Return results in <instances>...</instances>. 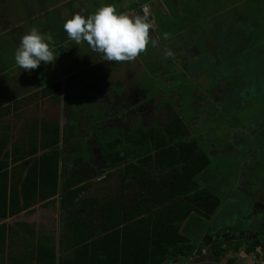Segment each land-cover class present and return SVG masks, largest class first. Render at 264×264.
Returning a JSON list of instances; mask_svg holds the SVG:
<instances>
[{
    "label": "flooded vegetation",
    "instance_id": "flooded-vegetation-1",
    "mask_svg": "<svg viewBox=\"0 0 264 264\" xmlns=\"http://www.w3.org/2000/svg\"><path fill=\"white\" fill-rule=\"evenodd\" d=\"M148 2L149 20L153 25L150 36L155 44L149 43L134 60L105 62L102 54L98 53L91 57L94 59L92 64L74 65L72 71L55 84L45 86L33 82L32 70L19 74L21 70L18 68H15L16 81L5 82L2 79L0 84L6 100L3 106L11 103L14 112L30 108L27 103L32 99L28 98L33 96L43 100L45 107L56 108L57 117L41 119L61 124L62 139L58 148L63 170L81 178L79 182L68 184V191H63L68 194L74 188L88 185L77 204L69 208L79 210L76 214L78 219L88 222L92 231H103L111 223L112 204L148 216L175 203L178 198L174 197L176 192L186 186L187 176L183 174L185 160H192L197 149L209 157L217 152L212 142L215 135L209 121L202 118V110L213 107L214 110L240 116L237 113L244 107L240 95L243 91L253 104L259 106V110H264V61L249 62L251 57L244 59L248 52L257 49L259 56L264 53V0ZM182 19L190 23L186 24ZM167 20H174L175 24L180 20L187 27L180 25L177 29L171 23L170 27L175 31L169 34ZM197 27L207 30L196 38L204 48H197L193 41L179 43V36L189 30L195 31ZM164 34L171 35L167 37L174 41L165 45L162 41ZM227 35L230 37L225 39V46L223 41ZM6 43L9 45L8 41ZM168 52L171 55H167ZM236 55L240 59H232ZM205 56L210 58V66H197L196 61ZM252 65L257 75L254 82L251 78L254 74L249 75V81L246 80V69ZM219 67L227 70L220 73V79L214 70ZM209 72H215V76L209 78ZM237 72H240L238 79L247 81L240 83L239 93L226 88L227 80L224 79L235 78ZM173 73L187 74V81L176 83ZM144 74L148 76L144 78ZM200 75L205 76V97L195 90ZM191 76L197 77V81H192ZM189 82H193L195 88ZM11 83L13 87H7ZM183 85L186 93L178 87ZM53 86L56 89L44 95L43 91ZM120 86L124 87L123 91ZM199 105L200 110H197ZM198 112L200 116H196ZM240 123L233 127V142L240 144L237 150L246 143L241 140L245 126ZM31 124L29 120L22 126ZM247 124L252 129L263 125L254 120ZM220 141L225 142L223 139ZM187 146L188 149L185 148ZM227 147L223 145L221 151ZM263 158L264 153H260L252 160ZM208 170H203L202 175H208ZM259 207L264 209L257 202Z\"/></svg>",
    "mask_w": 264,
    "mask_h": 264
},
{
    "label": "trees",
    "instance_id": "trees-1",
    "mask_svg": "<svg viewBox=\"0 0 264 264\" xmlns=\"http://www.w3.org/2000/svg\"><path fill=\"white\" fill-rule=\"evenodd\" d=\"M250 57L252 53L248 52L244 59ZM238 58L236 55L232 59ZM53 89L56 86L46 88L44 95ZM11 109L12 106H8L5 111ZM37 122L34 128L27 130L19 143L6 152L8 140L0 139V220L17 216L37 200L55 196L59 181L65 176L60 172L59 123ZM3 152L5 155L2 158ZM185 161L183 174L187 176L186 186L176 192L174 197L178 198L175 203L154 214L145 216L143 212L134 213L128 207L112 204L111 223L103 231H91L88 222L76 218L66 220L65 241L74 248L73 254L67 258L58 255L57 242L52 234L38 233L27 223L15 227L0 224V264H177L200 255L202 248L182 232L181 224L192 212L210 218L222 202L214 190L201 188L197 180L202 171L211 165V158L203 150L197 149L196 155L192 154V160ZM87 186L63 195L61 207L73 205ZM19 229L27 233L22 238V250L14 249L13 245L21 237ZM260 244L259 239L250 242L246 253L258 256ZM239 249L240 244H235L234 250ZM212 251L217 257L223 255L225 249L221 242H217Z\"/></svg>",
    "mask_w": 264,
    "mask_h": 264
},
{
    "label": "rangeland",
    "instance_id": "rangeland-1",
    "mask_svg": "<svg viewBox=\"0 0 264 264\" xmlns=\"http://www.w3.org/2000/svg\"><path fill=\"white\" fill-rule=\"evenodd\" d=\"M114 2H118V0H114ZM166 3V2H165ZM116 9H119L116 5H114ZM217 9V8H216ZM213 10V9H212ZM119 11V10H118ZM88 10H84V15H87ZM212 14V12L210 11ZM185 19V18H183ZM182 19V20H183ZM169 22L168 26L169 29L167 30V27L165 30L169 32V34H174V29L170 27L173 23L176 22L174 20H167ZM184 23L189 24L190 21L183 20ZM45 23V18L43 17V20H36V21H30L26 20L22 22V24L18 28H14L13 30L10 29L7 32V35L0 36V72L3 70H8V67H15L14 62V53L16 48L19 45L21 36L30 28L36 27L42 34L47 35L46 30L43 28V24ZM50 23V22H49ZM186 24H182L180 20L177 21V24H175V28H179L180 25L187 27ZM56 28V26H55ZM54 28V29H55ZM218 31H220L219 26L216 27ZM207 32L206 29H203ZM202 28L197 27L194 30H189L187 33H183V36H179V43L180 44H186L188 41L194 42V45L202 49L204 48V45L199 41V39H196L199 35L203 34ZM165 35L162 38L163 43L169 44L170 42H173L174 40L171 35ZM205 34V33H204ZM160 35V34H159ZM221 35V34H220ZM206 36V35H205ZM220 36L219 38H221ZM230 35H227V37L224 38L223 44L226 46L225 39H228ZM51 47L53 45H60L59 47H56L53 49L54 55L57 57L54 63H50L48 65H45L43 62L40 64V66L32 70L34 73L33 82L37 81L42 85H48L51 83H56L55 81L57 79H61L62 76L66 75L67 73H70L73 69L74 65L79 66H85L86 64H92L94 61V58L98 53L91 51L88 46L81 48L76 47V43L72 40H69L67 37V34L65 35L62 33L59 36H53L51 37ZM235 38V37H234ZM233 38V39H234ZM208 39V38H207ZM8 41L9 45L6 43ZM196 41V42H195ZM259 41H262L259 39ZM238 42V41H237ZM55 45V46H56ZM148 47V46H147ZM146 47V48H147ZM71 49V51H70ZM78 50H81V52H77ZM252 53V60L249 62H257L262 60L261 55L259 56L258 49L251 51ZM81 58L77 59L75 56H79ZM263 55V54H262ZM220 57L221 54H220ZM212 60V59H211ZM210 62V58L205 56L202 60H197V66L202 64L205 66H210L208 64ZM211 63V62H210ZM248 63V62H246ZM251 64V63H250ZM200 68V67H199ZM241 71V67L238 68ZM21 71L18 73H23V69H20ZM217 71L218 76H216L218 79H220V73L224 74L227 70L223 67H219L218 69H214ZM246 73V80L249 81V75H252L256 72V68L252 65L250 68H247ZM12 71L10 75H6L4 78H0V84L1 80H5V82H9V80L16 81L17 78L14 76H11L13 74ZM240 72L235 73V78H224L227 80V87H230L231 89L235 90L236 93H239V87L241 82H247L245 80L238 79L237 76H239ZM146 78L148 74H144ZM141 76V74H139ZM173 76L175 77L176 83H182L186 82L188 75L187 74H175L173 73ZM207 76L210 78L211 76H215V72H212L207 74ZM257 75L252 76L253 79L252 82H254V78H256ZM17 77V76H16ZM168 77V74L166 75ZM208 78V79H209ZM192 81H197V77L191 76ZM191 87L195 88V84L193 82L188 83ZM7 87H13V84L8 85ZM182 93H186L187 89L183 86H178ZM121 91H123L124 87L120 86ZM249 89V88H248ZM196 93H203L205 97L206 92V85H205V76L200 75L198 80V85L195 88ZM4 91L3 89H0V101L2 103L0 104V127L4 128L7 125L12 126V131L16 129H22L25 126H22L24 122H28L29 120L33 122L35 119L42 118L43 119H50L57 117L56 115V108L52 109L51 107L47 106L45 107L43 100H40L38 96H33L28 99H32V102H28L27 104L31 107L28 109H24L22 112H14L13 109L9 110L8 112L5 111V109L8 106H3L5 100V95L2 94ZM119 91V93L121 92ZM6 94V93H5ZM242 99L244 100V107L241 108V110L238 111L237 114L240 116L230 114L227 111L223 110H214L213 107H208L203 111L202 118L209 121V126L212 128V131L215 135L214 140L212 141L215 147V150L217 151L213 156L211 155V165L209 166L208 175L204 176L200 174L197 180H199V185L203 187H208L212 190H214L221 199V206L218 208L216 213L213 215V219L206 218L204 214H201V216H197L202 220L201 224L196 225L194 224L197 222L198 218L193 217L188 221L187 228L184 230L185 234L193 237V235H197L198 230L202 228L204 231L208 228L216 229L215 231H219L223 228H226V226H232L236 227L237 219H240V221L246 223L245 221H249L250 215H253V212L257 208V202L255 199L251 198V194L255 190H257L259 184V178L261 177L263 180L260 183H264V158L261 159L260 163L262 165H254L253 171L248 174V178L251 179V182L248 180V178H245L242 180V172H244L242 169H244L243 165L240 164V160H245V158H248L245 161L252 160L254 157L258 156L260 153H264V110H259V106L255 103L253 104L252 101L249 99V97L245 95V91H243L241 94ZM36 98H38V102H36ZM197 110H200V105L197 106ZM206 110H209L207 113ZM201 113L198 112L196 116H200ZM40 119V120H43ZM254 120L256 123H260L263 125H260V127H253V129L248 126V121ZM243 126V137L241 140H245V145L238 149L240 146L239 143L233 142L234 136H235V130L233 127L235 125L237 126L239 122ZM201 127H204V124L201 125ZM31 128H34V124L29 125V130ZM214 129V130H213ZM202 130V128H201ZM199 129V131H201ZM255 130V133H254ZM226 131V132H225ZM217 133V134H216ZM254 133V134H252ZM117 134L114 132V135ZM26 135V134H25ZM224 140L225 142H221L220 140ZM251 142H250V141ZM235 143V144H234ZM253 143V144H252ZM224 146H228L225 151H221ZM249 151L248 152V149ZM238 151H241V153ZM39 155L41 153H38ZM249 154H252L249 156ZM251 173H253L251 175ZM206 177V178H205ZM255 178V179H254ZM204 181V183H203ZM243 183V185H241ZM246 184V185H244ZM77 204V203H76ZM74 204V206L76 205ZM73 206V205H71ZM64 223V221H63ZM202 230V231H203ZM190 231V233L188 232ZM194 238V237H193ZM191 238L192 240H195ZM251 260L249 258L248 264H250ZM242 263V262H241ZM178 264V263H177ZM244 264V263H243Z\"/></svg>",
    "mask_w": 264,
    "mask_h": 264
},
{
    "label": "crops",
    "instance_id": "crops-1",
    "mask_svg": "<svg viewBox=\"0 0 264 264\" xmlns=\"http://www.w3.org/2000/svg\"><path fill=\"white\" fill-rule=\"evenodd\" d=\"M104 3H111L112 5H116L119 8L116 9L117 12H126L132 16L142 14V6L149 4L148 0H118V2H114V0H0V36L7 35V32L10 29L13 30L14 28H18L22 24V22L26 20L36 21L39 19L41 21L43 20V17L45 18V23H42V26L44 27L43 29L46 30L48 36H59L62 33L66 35L62 25L67 18L76 13L84 14L85 9L88 10L87 15L94 13L95 10ZM161 5H163V3H161ZM174 6L176 7L177 4L175 3ZM55 45H53V49L60 46L58 44L56 46ZM75 46L84 48L87 46V44L82 42L80 44L76 43ZM77 52H81V50L77 49ZM8 68V70L5 69L0 72V78H4L5 74L9 75L10 71L12 72L15 69V67ZM15 74L16 71L11 76L15 77ZM60 80L61 79H57L55 82H58ZM40 119L41 118L33 120L32 124H35V122L38 123L37 121H40ZM59 125L61 124L59 123ZM12 128L14 127L8 125L4 128L0 127V139L5 140V138H7L8 140V145L7 147H5L4 152H6V150L8 149H11L14 144L19 143V141L22 140V137H25V134H27V130L29 129V125H26L24 128L19 130L16 129L15 133L14 131H12ZM4 152L2 158L5 155ZM260 161L261 160H249L247 162L245 160H240V164H242L244 167V169H242L244 172H242L241 174L242 180L248 178V174L253 171L254 165L258 166V162L259 165H262ZM62 166L63 164L61 160L60 172L64 173L65 176L59 181V190L55 196L47 200H37L29 207L23 209L17 216L0 220V224L5 223L11 227H15L17 224L23 225L24 223H27L34 227V229L38 233H45L47 235L52 234L53 236H55V240L57 242L58 255L67 258L69 257V255L73 254L74 248L69 247L65 241L64 225L66 220H69L71 218L78 219L77 215L79 210L69 207L62 208L60 199L65 194L66 190L68 191V184H71L72 182H79L81 178H79L80 176H74L73 174H66ZM262 168L264 171V166ZM252 174L253 173H251V175ZM248 180L251 182V179L248 178ZM259 180L260 185L257 187L258 189L255 190L253 194H251V198L255 199L258 204L264 205V183H260L263 180L261 177L259 178ZM241 185H243V183ZM200 187L204 188L203 186ZM63 190H65V192ZM67 208H69L70 210H66ZM197 216H199L197 213L192 212V214L181 224L182 232H184L187 226H190L186 223H188L191 218ZM213 217L214 216H211V219H213ZM197 218L198 220L194 224L199 226L202 220H200L199 217ZM249 220L251 221V223L253 222V224L254 222L261 223V227L256 228L260 233L259 235H257V231L254 232L253 230L248 232L241 231L240 233L237 230V226H226V228H223L219 231H215L216 229L212 228H208L204 231L202 228H200L197 232L198 234L193 235L194 238H191L195 239L193 241L197 242V244L202 248L201 254L190 257V262L186 260V262L180 261L178 262V264H248L249 258L252 261V255L246 253V248L250 242H254L257 239H259L261 242V244L257 248L258 261L260 262V264H264V209L261 207L256 208V210L253 212V215H250ZM245 222L247 223L248 221ZM237 224L241 225L245 223L240 221V219H237ZM188 232L190 233V231ZM25 233L26 232L23 230L18 232V234H21V237L13 243L14 249H23L24 245L22 242L24 239L22 238ZM217 242H221L225 249L224 255L219 259H217V257H215L212 253V247ZM237 243L240 244V249L238 251H235L234 246ZM199 258L202 260L204 258L205 261H202Z\"/></svg>",
    "mask_w": 264,
    "mask_h": 264
},
{
    "label": "clouds",
    "instance_id": "clouds-1",
    "mask_svg": "<svg viewBox=\"0 0 264 264\" xmlns=\"http://www.w3.org/2000/svg\"><path fill=\"white\" fill-rule=\"evenodd\" d=\"M62 27L69 40L77 44L86 43L91 51L102 54L105 62L132 61L149 43L155 44L150 36L153 25L147 5L142 6V14L132 16L117 12L111 3H104L94 13L73 14L63 22ZM51 40L36 27L27 30L14 53L16 68L31 71L42 62L45 65L54 63L57 57ZM166 54L171 55L170 52Z\"/></svg>",
    "mask_w": 264,
    "mask_h": 264
},
{
    "label": "water",
    "instance_id": "water-1",
    "mask_svg": "<svg viewBox=\"0 0 264 264\" xmlns=\"http://www.w3.org/2000/svg\"><path fill=\"white\" fill-rule=\"evenodd\" d=\"M264 206V205H263ZM242 225V226H241ZM239 224L237 227V230L241 233V231L242 232H248V231H251V230H253L254 232L255 231H257L258 232V234L257 235H259L260 233H259V231H258V229H256V228H260L261 227V223L260 222H254V224H253V222L251 223V221L249 220L247 223H245V224ZM224 255V254H223ZM223 255H220V256H217V259H219L221 256H223ZM192 257H194V256H192ZM190 259V258H189ZM189 259L187 260L188 262H190L189 261ZM200 259V258H199ZM191 260V259H190ZM200 260H202V259H200ZM202 261H205V259L203 258V260ZM203 264H205V263H203Z\"/></svg>",
    "mask_w": 264,
    "mask_h": 264
},
{
    "label": "built area",
    "instance_id": "built-area-1",
    "mask_svg": "<svg viewBox=\"0 0 264 264\" xmlns=\"http://www.w3.org/2000/svg\"><path fill=\"white\" fill-rule=\"evenodd\" d=\"M252 255V261L250 262V264H260V262L258 261V257L256 255Z\"/></svg>",
    "mask_w": 264,
    "mask_h": 264
}]
</instances>
